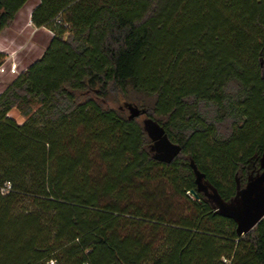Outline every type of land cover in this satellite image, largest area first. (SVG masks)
Here are the masks:
<instances>
[{
  "label": "trees",
  "instance_id": "16d2710c",
  "mask_svg": "<svg viewBox=\"0 0 264 264\" xmlns=\"http://www.w3.org/2000/svg\"><path fill=\"white\" fill-rule=\"evenodd\" d=\"M31 23L51 39L0 91V264H264V218L238 237L192 169L225 203L261 171L264 0H39Z\"/></svg>",
  "mask_w": 264,
  "mask_h": 264
},
{
  "label": "water",
  "instance_id": "95a60500",
  "mask_svg": "<svg viewBox=\"0 0 264 264\" xmlns=\"http://www.w3.org/2000/svg\"><path fill=\"white\" fill-rule=\"evenodd\" d=\"M133 116L140 113L132 111ZM143 127L152 142L151 150L155 152V157L169 164L181 151V148L172 143L151 120L143 121ZM195 175L197 192L202 193L217 211L218 214L233 220L236 223V235L242 237L252 231L264 218V152L260 159L261 171L255 176H249L245 187L239 189L236 196L228 203H225L218 196L217 192L209 186L202 174L192 165ZM190 195L197 199L196 192Z\"/></svg>",
  "mask_w": 264,
  "mask_h": 264
},
{
  "label": "rangeland",
  "instance_id": "374dc122",
  "mask_svg": "<svg viewBox=\"0 0 264 264\" xmlns=\"http://www.w3.org/2000/svg\"><path fill=\"white\" fill-rule=\"evenodd\" d=\"M49 33H40L38 36L34 32H25V33H16L10 30L5 31L2 34V37H5V42L12 41L10 44L11 47H14L18 52H15V62L18 55L19 61L21 63V70L32 60L38 58L44 48L47 45ZM47 38V39H46ZM3 39V38H1ZM7 44V43H5ZM11 53V52H10ZM9 54V53H8ZM17 72H20V69L17 68ZM13 75L8 76L7 74H0V91H2L8 83L11 81ZM110 107L114 109L122 108L125 115H132V111H137L144 114L145 110L142 109L139 104L133 102L132 100H124L121 96H114L113 101L110 103ZM9 117L16 121L18 124H23L25 119L20 116L17 111H11ZM147 117L142 115L139 117L138 121L143 123ZM152 153H155L152 151Z\"/></svg>",
  "mask_w": 264,
  "mask_h": 264
},
{
  "label": "crops",
  "instance_id": "0c3cea01",
  "mask_svg": "<svg viewBox=\"0 0 264 264\" xmlns=\"http://www.w3.org/2000/svg\"><path fill=\"white\" fill-rule=\"evenodd\" d=\"M38 4H39V0H28L27 3L19 10V12L17 13L12 24L0 34V53L7 55L10 52H18V50H16L14 47L10 46V44L13 43L12 41H10L9 43L5 42L6 41V40H4L5 37H2V34L7 30L16 32L18 34L25 33V32H30V33L34 32V34L36 36H38L40 33H46V32L50 34V32L47 31L46 29L36 28L31 23V13ZM48 36L49 37H48L47 42L49 43V41L51 39V34ZM1 38H3V39H1ZM5 43H7V44H5ZM48 43H47V45H48ZM45 48H44V50H45ZM44 50H43V52H44ZM41 55L38 58H35L31 62H29L22 70H21V68H22L21 63H20L18 55H17V57H16L17 68L20 69V72L25 70L29 64H31L33 61L39 59L41 57ZM7 75L10 76V74H7Z\"/></svg>",
  "mask_w": 264,
  "mask_h": 264
},
{
  "label": "built area",
  "instance_id": "2783aa9c",
  "mask_svg": "<svg viewBox=\"0 0 264 264\" xmlns=\"http://www.w3.org/2000/svg\"><path fill=\"white\" fill-rule=\"evenodd\" d=\"M17 64L15 62V52H11L5 55L4 61L0 64V74L17 75ZM10 189V186L6 184L4 188L0 190L1 194H6Z\"/></svg>",
  "mask_w": 264,
  "mask_h": 264
}]
</instances>
